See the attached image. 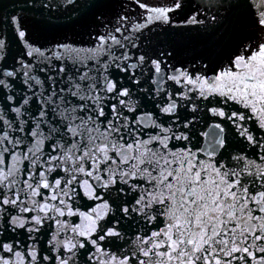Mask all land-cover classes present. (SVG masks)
<instances>
[{
	"label": "snow or ice",
	"instance_id": "obj_1",
	"mask_svg": "<svg viewBox=\"0 0 264 264\" xmlns=\"http://www.w3.org/2000/svg\"><path fill=\"white\" fill-rule=\"evenodd\" d=\"M0 264H264V0H0Z\"/></svg>",
	"mask_w": 264,
	"mask_h": 264
},
{
	"label": "water",
	"instance_id": "obj_2",
	"mask_svg": "<svg viewBox=\"0 0 264 264\" xmlns=\"http://www.w3.org/2000/svg\"><path fill=\"white\" fill-rule=\"evenodd\" d=\"M72 28H73V26H72L71 23H66V24H65V30H66V31H72Z\"/></svg>",
	"mask_w": 264,
	"mask_h": 264
}]
</instances>
